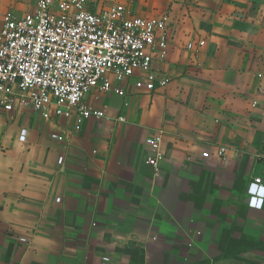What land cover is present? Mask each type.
Returning <instances> with one entry per match:
<instances>
[{
    "label": "crops",
    "instance_id": "obj_1",
    "mask_svg": "<svg viewBox=\"0 0 264 264\" xmlns=\"http://www.w3.org/2000/svg\"><path fill=\"white\" fill-rule=\"evenodd\" d=\"M20 4L0 0V10ZM128 9L168 14L165 57L154 60L167 85L92 90L85 102L109 118L80 130L0 107V264H264V203L254 208L247 194L254 177L264 183V0ZM159 130L156 170L145 140Z\"/></svg>",
    "mask_w": 264,
    "mask_h": 264
},
{
    "label": "built area",
    "instance_id": "obj_2",
    "mask_svg": "<svg viewBox=\"0 0 264 264\" xmlns=\"http://www.w3.org/2000/svg\"><path fill=\"white\" fill-rule=\"evenodd\" d=\"M134 1L32 0V10L22 15L0 10V107H29L44 118L51 113L71 118L73 129L80 130L87 119L109 118L104 109L85 102L92 90L122 95L127 80L143 91L167 85L169 75L154 60L165 57L169 16L134 15L128 9ZM202 45L189 41L186 48L196 51ZM116 119L122 122L125 117ZM26 133L20 130L21 141ZM64 138L56 132L48 136L51 141ZM145 141L146 163L157 170L162 131ZM225 150L219 146L215 154ZM57 163H63L62 156ZM261 164L264 168V157ZM247 194L254 208L263 206L261 177L248 183Z\"/></svg>",
    "mask_w": 264,
    "mask_h": 264
},
{
    "label": "rangeland",
    "instance_id": "obj_3",
    "mask_svg": "<svg viewBox=\"0 0 264 264\" xmlns=\"http://www.w3.org/2000/svg\"><path fill=\"white\" fill-rule=\"evenodd\" d=\"M20 3L21 4L19 6H15L13 8L20 15L31 11L32 8H33V2H32V0H20ZM0 8H2V7H0Z\"/></svg>",
    "mask_w": 264,
    "mask_h": 264
}]
</instances>
